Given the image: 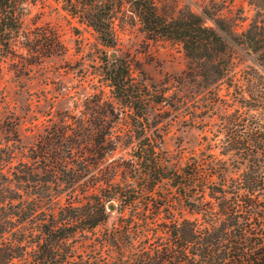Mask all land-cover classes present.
I'll return each mask as SVG.
<instances>
[{"label": "trees", "instance_id": "trees-1", "mask_svg": "<svg viewBox=\"0 0 264 264\" xmlns=\"http://www.w3.org/2000/svg\"><path fill=\"white\" fill-rule=\"evenodd\" d=\"M62 1L116 46L121 0ZM126 1L151 38L182 43L186 78L198 85L216 89L230 73L224 35L259 53L264 71L261 12L239 32L236 18L211 16L210 26L194 12L166 18L155 0ZM33 5L0 0V62L18 76L70 51L55 24L29 22ZM81 59L65 68L83 73L82 87L92 80L88 92L77 91L76 109L49 118L28 151L14 126L17 138L0 154V264H264V119L249 113L264 108V90L228 116L224 157L195 151L179 166L162 131L183 101V82L149 85L108 50L93 69Z\"/></svg>", "mask_w": 264, "mask_h": 264}, {"label": "rangeland", "instance_id": "rangeland-1", "mask_svg": "<svg viewBox=\"0 0 264 264\" xmlns=\"http://www.w3.org/2000/svg\"><path fill=\"white\" fill-rule=\"evenodd\" d=\"M155 2L158 12L166 18L194 12L202 15L210 26H214L211 16L236 18L239 20V32L248 27L257 12L264 16V0L259 1L260 8L255 6V0ZM63 4L62 0H35L29 22H52L59 27L70 48L66 58L52 57L44 65L35 67L31 74L23 76H18L10 64L0 62V154H5L3 151L8 144L17 138L10 133L14 126L20 138L18 143L24 146V151H28L49 118L56 117L63 110L76 109L77 91L80 88L83 92L90 90L91 79L87 80V87H82L83 73L78 75L65 71L68 60L77 64L86 56L87 68L93 69L95 59L100 61L102 51L108 50L111 58L120 56L128 59L134 76L149 85L172 87L179 80L183 82L180 86L183 101L168 118L170 124L162 131L165 148L173 157V162L184 165L192 152L203 150L224 157L221 145L226 135L228 116L237 108L247 111L249 107L245 99H250L251 92L264 90V71L258 64L259 53L249 45L236 44L224 35L228 47L223 56L230 62V73L216 89L213 86L205 88L186 78L189 60L182 43L170 38H151L135 9L126 0H121L122 8L117 12V44L114 48L106 47L99 33L81 23L79 18L64 9ZM244 18H247L246 21L241 22ZM255 108L258 109H250L249 113L264 119V108ZM192 119L195 125L191 124ZM209 146L212 149L208 150ZM118 156L120 153H116L115 157ZM20 158H23V151L17 153L15 162ZM25 159H28L27 156ZM65 202V198L61 199L56 207ZM183 215L194 217L187 208H183Z\"/></svg>", "mask_w": 264, "mask_h": 264}, {"label": "water", "instance_id": "water-1", "mask_svg": "<svg viewBox=\"0 0 264 264\" xmlns=\"http://www.w3.org/2000/svg\"><path fill=\"white\" fill-rule=\"evenodd\" d=\"M110 209L113 210L114 209V205H110Z\"/></svg>", "mask_w": 264, "mask_h": 264}]
</instances>
